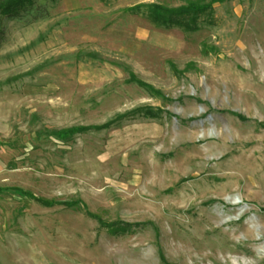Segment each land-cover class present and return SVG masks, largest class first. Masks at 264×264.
I'll use <instances>...</instances> for the list:
<instances>
[{"label": "rangeland", "instance_id": "374dc122", "mask_svg": "<svg viewBox=\"0 0 264 264\" xmlns=\"http://www.w3.org/2000/svg\"><path fill=\"white\" fill-rule=\"evenodd\" d=\"M189 2L195 30L143 8ZM28 8L0 16V264H264V0Z\"/></svg>", "mask_w": 264, "mask_h": 264}, {"label": "trees", "instance_id": "16d2710c", "mask_svg": "<svg viewBox=\"0 0 264 264\" xmlns=\"http://www.w3.org/2000/svg\"><path fill=\"white\" fill-rule=\"evenodd\" d=\"M54 2L55 0H49ZM35 0H0V16H7V17H16L18 16L21 11H26L29 9L28 7L32 6L34 4ZM135 8L139 9L140 6H135ZM143 8H145V12L148 16V18L154 22L155 24L159 26H163L166 28L170 27H182L185 30H195L197 29V25L195 24V21L200 17V15L204 14V12L207 11V9L212 8V4H199L195 2H189L187 5H181L177 7H167L160 4H148L143 5ZM41 10V13H36L37 18L46 16L47 12L43 8H37V10ZM38 12V11H37ZM6 39L5 32L3 29L0 28V47L4 43ZM131 81L136 82L141 87H146L149 90H153L156 93H161L160 90L154 89L150 84L141 81L137 79L134 75L131 76ZM144 110H138V112H142ZM146 114L143 113V116L148 117H154L156 116L155 112L152 109L145 110ZM130 115H133V113H126L124 115L118 116L115 120L103 124V125H96V126H82V127H71L67 129H61L58 131L53 132V135L57 136L58 138L65 139L68 137L73 136L76 133H86L90 130H101L104 128H109L114 121H118L123 118H127ZM237 116L243 120H247L241 115ZM6 189L0 187V194L4 193ZM22 193L36 201L40 204L51 207L55 205H65L67 207H75L79 203L78 201H72V202H55L50 200H45L34 193L30 191L20 190ZM88 216L95 218L98 220V222L101 224V226L115 232L119 229H122V222L114 221V222H106L102 218L88 213Z\"/></svg>", "mask_w": 264, "mask_h": 264}, {"label": "bare ground", "instance_id": "6f19581e", "mask_svg": "<svg viewBox=\"0 0 264 264\" xmlns=\"http://www.w3.org/2000/svg\"><path fill=\"white\" fill-rule=\"evenodd\" d=\"M237 201H240L239 199H237Z\"/></svg>", "mask_w": 264, "mask_h": 264}]
</instances>
